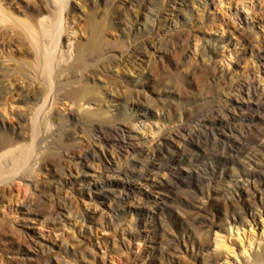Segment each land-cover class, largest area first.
Masks as SVG:
<instances>
[{
	"label": "rangeland",
	"instance_id": "rangeland-1",
	"mask_svg": "<svg viewBox=\"0 0 264 264\" xmlns=\"http://www.w3.org/2000/svg\"><path fill=\"white\" fill-rule=\"evenodd\" d=\"M67 10L73 51L113 52L101 48L80 78L96 101L82 110L63 101L55 118L87 113L129 125L141 166L153 163L159 174L107 175L110 148L97 147L102 160L83 166L85 174L48 157L33 174L37 186L0 184V264H253L264 253V113L249 126L257 136L230 153L175 131L196 128L214 106L242 114L231 89L243 81L264 97V0H70ZM13 107L7 117L0 110V133L27 142L16 123L26 126L30 112ZM76 132L70 143L92 147L90 132Z\"/></svg>",
	"mask_w": 264,
	"mask_h": 264
},
{
	"label": "bare ground",
	"instance_id": "bare-ground-1",
	"mask_svg": "<svg viewBox=\"0 0 264 264\" xmlns=\"http://www.w3.org/2000/svg\"><path fill=\"white\" fill-rule=\"evenodd\" d=\"M69 4L70 0H32L24 7L19 6L17 0H0V60L12 63L0 68V110L7 117L17 111V107H13L15 104L22 103L30 112V122L26 126H22L19 120L16 123L17 131L25 128L27 142L0 133V184L17 178L27 179L37 186L33 174L40 170L48 157L55 162L68 161L78 168V173L85 174L83 166L102 160L97 147L102 153L104 148H110L107 154L103 153L114 166L105 167L107 175L118 171L119 175L137 180L157 176L159 171L155 169V164L148 162L141 166L143 160L139 156L143 150L140 144L133 142V129L129 125L104 121L87 113H82L81 118L71 113L67 123L55 118L54 107L63 101L78 105L80 110L83 108L80 103L96 101L94 91L81 84L80 78L88 71L91 61L99 59L102 52L106 56L113 52L107 45L100 48V54L99 48L94 52L90 47L77 46L73 51L72 35H76V30L69 23ZM15 6V12H11ZM212 69V65H208L206 73ZM231 92L235 98L232 109H239L242 114L231 115L230 108L214 106L205 112L203 122H199L196 128L179 127L175 134L188 137L191 142L194 139L203 141L204 146L215 144L223 153H230L235 142L242 145L248 143L251 137L257 136L249 126L259 121V115L264 113V97L249 81L241 82ZM9 121L12 119L9 118ZM53 128L56 130L53 131ZM76 129L92 134V147L85 149L70 143L69 139L77 133ZM220 129L221 136L217 134ZM166 138L175 141L170 134ZM210 139L214 144L209 142ZM185 150L188 151L189 147L184 145L183 152ZM121 160L125 163L124 168H119ZM175 178V173L170 174V181ZM58 180L60 182L61 175ZM162 185L159 183L158 186ZM102 196L112 199L114 193H102ZM131 196L132 193L117 197L114 204L121 206ZM57 213L53 209L50 214ZM17 264L24 263L19 261ZM253 264H264V253Z\"/></svg>",
	"mask_w": 264,
	"mask_h": 264
}]
</instances>
